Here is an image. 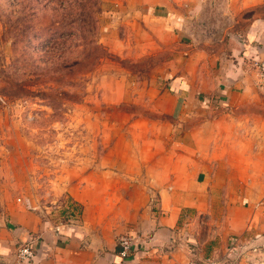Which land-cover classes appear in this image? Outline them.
<instances>
[{
  "label": "rangeland",
  "instance_id": "1",
  "mask_svg": "<svg viewBox=\"0 0 264 264\" xmlns=\"http://www.w3.org/2000/svg\"><path fill=\"white\" fill-rule=\"evenodd\" d=\"M258 1L196 2L203 5L198 22L184 33L139 14L130 0H0V200L21 199L54 224H79L83 207L69 190L93 188L95 204L107 200L116 211L123 175L141 174L158 159L161 169L177 155L203 165L230 154L238 188L251 183L236 195L257 209L264 202V178L255 175L264 166V144L236 139L216 145L211 156L210 123L223 114L201 91L215 92L219 68L232 63L230 42L264 21ZM261 35L253 48L264 47ZM197 71L204 79L195 80ZM186 75L191 79L181 81ZM181 86L189 96H180ZM224 108V122L253 123L252 139L264 137V108ZM197 132L207 142L200 149ZM249 165L252 175L244 176ZM255 239L251 231L225 246L216 264H264V238Z\"/></svg>",
  "mask_w": 264,
  "mask_h": 264
},
{
  "label": "crops",
  "instance_id": "2",
  "mask_svg": "<svg viewBox=\"0 0 264 264\" xmlns=\"http://www.w3.org/2000/svg\"><path fill=\"white\" fill-rule=\"evenodd\" d=\"M130 1L139 14L161 19L168 28L186 33L198 22L196 18L203 5L196 2L204 0ZM234 1H241L243 7L253 2ZM250 28L242 40L235 37L230 42L232 63H223L219 68L215 92L208 95L205 90L201 91L208 102L212 98L218 103L217 113L223 114L221 119L210 123L215 133L211 156L218 151L216 145H237L236 139L248 144H264L261 135L252 139L253 123L223 120L228 117L224 115V107L234 113H250L251 106L264 108V89L256 87L259 78L252 64L253 59L264 60V47L259 46L257 50L252 43L253 38L262 41L257 31L264 32V21H255ZM204 77L197 71L195 80ZM189 79L186 75V79L180 80ZM181 87L180 96H189L187 88ZM194 139L199 149L200 144L207 143L198 132ZM176 140L178 142V138ZM185 144L189 145L187 148L193 147L190 140ZM185 157L177 155L172 164L163 162L161 169L157 168L158 159L141 174L123 175L127 184L115 201L116 211L107 200L96 205L88 194L93 188L85 186L77 193L69 190L83 207L79 224L74 221L54 224L28 208L25 201L1 198L0 264H216L219 250L243 241L251 231L256 242L264 238V202L256 209L247 204L246 199L237 197V193L250 189L251 183L245 180L238 188L230 154L219 155L214 164L203 165L194 164L191 156ZM243 160L249 161V155L244 154ZM246 171L244 176L252 175L251 165ZM136 175L140 178L135 181L128 178ZM255 175L264 178V166ZM121 237L133 240L128 258L121 257ZM28 243L35 256L22 261L18 251Z\"/></svg>",
  "mask_w": 264,
  "mask_h": 264
},
{
  "label": "built area",
  "instance_id": "3",
  "mask_svg": "<svg viewBox=\"0 0 264 264\" xmlns=\"http://www.w3.org/2000/svg\"><path fill=\"white\" fill-rule=\"evenodd\" d=\"M254 66L258 71L259 80L264 84V60H256ZM19 202H21V199H19ZM119 245L122 247L121 257L128 258L132 253V249L134 245L133 240L129 237H121L119 239ZM18 254H19V258L22 261L32 259L35 256L31 243L22 245L19 248ZM189 264H196V263L191 262Z\"/></svg>",
  "mask_w": 264,
  "mask_h": 264
}]
</instances>
